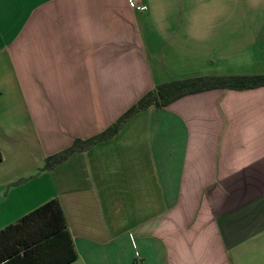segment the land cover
<instances>
[{"label": "crops", "instance_id": "obj_1", "mask_svg": "<svg viewBox=\"0 0 264 264\" xmlns=\"http://www.w3.org/2000/svg\"><path fill=\"white\" fill-rule=\"evenodd\" d=\"M259 75L264 0H0V230L54 199L71 264H264V86L149 108L39 171L155 86Z\"/></svg>", "mask_w": 264, "mask_h": 264}, {"label": "trees", "instance_id": "obj_2", "mask_svg": "<svg viewBox=\"0 0 264 264\" xmlns=\"http://www.w3.org/2000/svg\"><path fill=\"white\" fill-rule=\"evenodd\" d=\"M264 86V75L188 78L155 86L103 132L89 139H75L66 149L44 159L39 169L50 171L74 153L88 151L110 139L136 113L161 109L187 96L210 90H246ZM77 253L57 200H50L0 230V264H71Z\"/></svg>", "mask_w": 264, "mask_h": 264}, {"label": "built area", "instance_id": "obj_3", "mask_svg": "<svg viewBox=\"0 0 264 264\" xmlns=\"http://www.w3.org/2000/svg\"><path fill=\"white\" fill-rule=\"evenodd\" d=\"M129 6H130L131 8H133L134 10H136V11H141V10L143 9L142 6H137V5H135L132 1H129Z\"/></svg>", "mask_w": 264, "mask_h": 264}]
</instances>
